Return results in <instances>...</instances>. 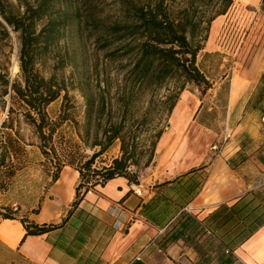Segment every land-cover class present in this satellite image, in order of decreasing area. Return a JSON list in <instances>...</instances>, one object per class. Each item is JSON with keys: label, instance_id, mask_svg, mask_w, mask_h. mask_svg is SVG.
Here are the masks:
<instances>
[{"label": "trees", "instance_id": "1", "mask_svg": "<svg viewBox=\"0 0 264 264\" xmlns=\"http://www.w3.org/2000/svg\"><path fill=\"white\" fill-rule=\"evenodd\" d=\"M118 1L121 14L114 22L109 23L92 12L88 11L86 15L82 8L71 1L66 9L57 8L61 0H40L34 4L26 2L25 11L21 13L7 9L4 0H0V44L11 42L14 34L19 66V74L14 79L9 69L0 64V97L9 98L5 105V109L8 108V119L0 128V189L4 192L9 189L18 172L26 167L28 158L27 145L19 132H13V117L16 113H23L26 122L33 127L45 159L43 167L53 183L60 179L65 167L80 173L75 201L67 217L59 225H40L30 220H21L26 231L21 245L30 236L46 235L47 241L52 244V234L70 224L78 228L75 240L68 243L63 236L55 237L54 246L75 258L78 246L81 248L86 243L88 228H93L95 222L91 218L81 221V216L85 213L83 210L78 216L76 214L86 195L97 186L105 187L109 181L120 177L139 185L140 171L154 163L157 145L164 134L163 130H159L149 139L144 138L143 134L148 131L151 123L149 111L141 116L133 115L132 99L125 95L118 99L122 115L114 121L110 114V120H105L108 105H112L107 98L110 93L109 80H104L107 87L103 89L99 65L96 64L93 70L96 72L98 90L88 94L84 82H79V89L87 101V116L95 117L94 140L90 142L87 138L88 130L85 132L86 136L81 135V143L66 138L60 130L68 121L67 85L55 76L46 78L39 69L44 57L65 30L76 25L81 32L90 30L103 42L104 51L111 53L107 58L114 57L119 61L129 59V63L120 68L127 71L126 76L135 84L138 92L158 90L173 82L174 90L164 102L165 112L169 117L188 85L196 86L203 95L213 88L199 68L197 58L205 49L211 24L228 13L233 0H185L184 6L177 8L165 0L147 5H140L134 0ZM215 1H221L222 8L207 20L206 26H202L193 12L195 2ZM261 10L264 12L263 8ZM113 47L114 51L111 50ZM60 99H63V112L59 120L54 122L49 109ZM132 123H135V128L130 127ZM55 137L60 151L55 148ZM116 143L120 144V157L114 159L103 171H94L97 159ZM83 145L95 152L88 156L83 151ZM261 161L264 162V159ZM207 169V165L195 168L171 182L155 186L158 194L143 206L142 215L154 227L161 229L162 233L151 243L147 250L149 254L165 255L169 249L180 245L185 249L184 254L193 250L198 255L193 264H235L238 245L250 239L264 226V205L259 200L262 198L261 194L251 197L246 205L251 206L248 210L246 207L239 209L237 204L232 207L222 206L215 214L218 220L227 217L225 225L235 222L238 224L235 228L243 226L241 233L230 237L227 243L219 241L196 216L186 212L185 209L206 183ZM166 189L170 192H166ZM164 202H169V206L162 209ZM0 215L4 220H16L7 212ZM95 264L101 263L98 260ZM132 264L146 263L135 261Z\"/></svg>", "mask_w": 264, "mask_h": 264}, {"label": "rangeland", "instance_id": "2", "mask_svg": "<svg viewBox=\"0 0 264 264\" xmlns=\"http://www.w3.org/2000/svg\"><path fill=\"white\" fill-rule=\"evenodd\" d=\"M38 1L40 0H4L7 9L21 13L25 11L26 2L34 4ZM70 1L82 8L86 15L88 11L92 12L109 23L114 22L121 14L118 0H61V3L57 4V8L66 9ZM134 1L140 5H147L159 0ZM165 2L177 8L184 6L185 0H165ZM233 2L228 13L217 18L211 24L205 49L197 58L199 68L212 83L213 88L203 95L196 86L188 85L177 105L186 94L189 96V106L185 110L181 103L175 117L177 105L169 117L165 112L166 105L164 103L167 96L174 90L173 82L158 90L150 89L146 93L138 92L135 84L126 76L127 71L120 68L129 63V59L119 61L114 57L107 58L111 53L104 51L103 42H100L96 33L90 30L81 32L77 25L65 30L39 66L43 76L46 78L55 76L59 80H63L68 88V121L63 124L60 131H63L66 138H72L81 143V135H85L88 130L87 138L90 142L94 140L95 117L87 116V101L84 93L79 89V82L80 80L84 82L88 94L98 90L96 72L93 70L97 64L101 73L100 80L103 89L107 87L104 80L106 78L109 80L110 93L107 98L112 105H108L105 112L106 121L110 120V114L114 121L122 115L118 99L125 95L132 99L133 115L141 116L147 110L149 111L151 123L148 126V131L143 134L144 138L149 139L159 130H163L164 133L170 132V136L173 133L174 141L190 142L202 153L217 146L214 144L218 143L220 137L227 134L228 127L232 128L235 124V117H229L228 95L231 82L233 79L237 83L240 82L241 75L246 71L252 59L264 50V12L261 7L248 5L246 1L242 0H233ZM194 8L193 12L196 13L197 22L200 21L202 26H206L207 20L222 8V2H195ZM111 50L114 51V47ZM0 64L9 69L14 79L19 74L17 41L14 34H12L11 42L6 41L0 44ZM8 100L9 98L0 97V128L8 119V108L5 109ZM244 101L245 99H241L238 102L237 110L242 107ZM62 106L63 99H60L50 107L49 115L52 121L59 120L60 114L63 112ZM186 112V118L182 123L181 115ZM13 118L15 128L13 132H19L23 142L27 145L28 158L26 167L18 172L9 189L5 192L0 189V214L7 212L16 218L14 221L17 222L30 220L40 225L52 224V201L55 204L57 200L52 196L54 185L52 178L43 167L45 159L39 148L38 137L33 127L26 122L23 113H16ZM135 126V123L130 124V127L135 128ZM168 140L165 137L161 146ZM54 143L55 148L60 151L56 137ZM83 151L88 156L95 152L94 149L84 145ZM120 155V144L116 143L107 153L97 159L93 170L103 171ZM144 172L145 169L140 171V180L143 178ZM79 184L80 178L77 180L75 188ZM261 190L257 193L261 194L262 198L259 200L264 205V187ZM3 221L4 218L0 215V225ZM172 252L169 253L172 254ZM145 253V261L148 264H163L166 261L163 259L166 258L163 254ZM175 263L183 264L181 261ZM0 264L32 263L18 252L12 251L0 243Z\"/></svg>", "mask_w": 264, "mask_h": 264}, {"label": "crops", "instance_id": "3", "mask_svg": "<svg viewBox=\"0 0 264 264\" xmlns=\"http://www.w3.org/2000/svg\"><path fill=\"white\" fill-rule=\"evenodd\" d=\"M242 1L264 9V0ZM241 77L238 83L233 79L228 95L229 117H235V124L232 128L228 127L227 134L214 144L221 148V152L210 148V151L202 153L192 143L183 140L176 142L173 133L171 136L170 132L164 133L157 145L154 163L145 169L137 185L142 190V196L136 195L131 183L123 177L109 181L105 187L97 186L86 195L76 214L78 216L83 210L85 213L81 221L86 218L95 219V222L93 228H88L86 243L81 248L78 246L75 258L54 246L55 237L63 236L68 243L75 240L78 228L70 224L52 234V244L47 241V235L30 236L17 249L9 247L1 239L0 243L32 264H95L98 260L101 264H132L162 233L142 215L143 206L158 194L155 186L171 182L184 173L206 165V183L189 204V214L196 216L219 241L227 243L230 237L241 233L243 226L235 228L238 225L235 222L225 225L227 217L218 220L215 214L222 206L239 204V209L246 207L251 197H257V192L264 187V162L261 161L264 159V50L252 59ZM241 99H245L244 104L237 110ZM188 101L189 96L184 94L177 107L183 103L186 110ZM186 115L187 112L181 115L182 123ZM225 135L228 139L226 143L223 140ZM165 137L169 140L161 146ZM79 178L78 171L65 167L60 179L54 183L52 196L57 201L55 204L52 201V224L59 225L67 217L75 201V185ZM166 192L170 190L166 189ZM167 206L169 202H164L162 209ZM250 207H246V210ZM184 250L180 245L169 249L163 264H176V261L192 264L198 259L193 250L185 254ZM145 255L141 261L148 264ZM236 255L245 264H264V226L238 245Z\"/></svg>", "mask_w": 264, "mask_h": 264}, {"label": "bare ground", "instance_id": "4", "mask_svg": "<svg viewBox=\"0 0 264 264\" xmlns=\"http://www.w3.org/2000/svg\"><path fill=\"white\" fill-rule=\"evenodd\" d=\"M17 69V67H16ZM179 107V106H178ZM177 107V108H178ZM175 110L174 116H176V112H178L179 108ZM72 186V185H70ZM26 231L23 225L20 222L12 221V220H4L3 224L0 226V239L7 244L9 247L13 249H17L21 244Z\"/></svg>", "mask_w": 264, "mask_h": 264}, {"label": "built area", "instance_id": "5", "mask_svg": "<svg viewBox=\"0 0 264 264\" xmlns=\"http://www.w3.org/2000/svg\"><path fill=\"white\" fill-rule=\"evenodd\" d=\"M264 121V120H263ZM227 138H224V142L226 143L227 142ZM212 150L213 151H215V152H221V148L220 147H218V146H214L213 148H212ZM101 181V180H100ZM131 188H132V190H133V192L136 194V195H138V196H142V190L141 189H139L138 188V186L136 185V184H131ZM185 211L186 212H190V207L188 206L186 209H185ZM209 234H211V232H209ZM153 242V241H152ZM151 242V243H152ZM151 245V244H150ZM150 245L146 248V250H144V251H142V253L141 254H139L138 256H137V261H141V258H142V256L144 255V253L145 252H147V250H148V248L150 247ZM235 264H245L241 259H239L238 257H237V261L235 262Z\"/></svg>", "mask_w": 264, "mask_h": 264}]
</instances>
